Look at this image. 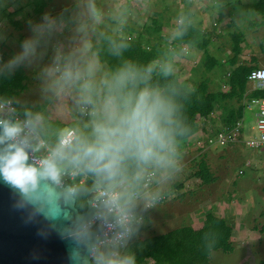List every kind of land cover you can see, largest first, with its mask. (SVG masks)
<instances>
[{
	"label": "trees",
	"instance_id": "trees-1",
	"mask_svg": "<svg viewBox=\"0 0 264 264\" xmlns=\"http://www.w3.org/2000/svg\"><path fill=\"white\" fill-rule=\"evenodd\" d=\"M45 4V0H32L33 13L42 14ZM252 8L264 18V0H256ZM5 14L13 25L20 26V21L13 19L14 11ZM184 14L187 17L191 16L186 12ZM64 16L68 17V13L66 12ZM156 19L153 29L147 27L141 32L133 30L129 34L117 35L110 31H99L96 33L95 42L89 48L88 53L107 68L108 79L98 85L102 88L99 94L97 84L90 85L88 106L94 110L99 97H109L118 109V114L110 120L103 119L98 113L83 117L84 121L81 122L75 118L69 122H61L58 119L57 122L43 126L42 129L36 123L40 107L35 106L29 112H23L15 100L26 88L23 82L25 75L22 72L21 74L0 72L1 100L11 99L21 116L32 122L48 146H59L64 125L74 130L72 142L64 147L62 154L55 155L53 159L59 169V178L64 184L74 188L75 206L79 212L86 211L88 201L95 197L98 187L117 189L119 201L125 208L136 211L138 205L133 193L139 195L144 183L139 174L150 166L153 167L155 159L158 163L163 159L171 162L172 159L179 157L178 151L188 153L190 143L201 137L207 145V136L218 130L216 123L221 122L223 125L236 123L244 117L247 102L252 98H264V90L248 87L247 77L254 67L245 64L238 63L224 76L222 83L226 90L217 87L210 89L212 79L207 74L218 73L219 61L223 57L214 55L208 49L210 39L198 25L189 23L186 19L178 26L179 35L175 34L173 39L162 36L159 34L160 21ZM241 38L239 33L232 36L234 48L239 46ZM181 44L203 50L198 65L192 68L193 73L186 80L174 72L176 62L173 56ZM231 55L227 58H232L236 63L237 54ZM143 91L150 93L151 101L157 104L156 117L162 134V144L153 142L154 154L147 160L141 159L134 147L126 149L119 154L120 159L114 173L98 171L91 165L90 158L83 156V148L96 143L98 125L116 126L119 116L130 104L135 103ZM216 110H221L218 117L213 116ZM98 116L100 119H97ZM93 118L96 121L89 122ZM211 146L213 145L208 148ZM201 156L197 169L189 176L199 178L202 184H209L217 177L205 162L207 154L203 152ZM75 157L80 159H74ZM151 158L154 159L151 161ZM74 170L75 176L69 178L68 173ZM172 186V189L178 191L183 184L177 181ZM262 229L264 230V227ZM231 233L232 228L224 217L207 213L203 226L197 230L184 227L156 236L152 241L127 244L121 254L122 264H137L134 251L139 259L143 255L153 258L154 262L151 264H209L210 250L230 249ZM171 242L173 243L169 244ZM115 248L112 244L98 246L94 250L93 263H104L103 257ZM144 261L149 264L146 259ZM259 264H264V260Z\"/></svg>",
	"mask_w": 264,
	"mask_h": 264
},
{
	"label": "rangeland",
	"instance_id": "rangeland-1",
	"mask_svg": "<svg viewBox=\"0 0 264 264\" xmlns=\"http://www.w3.org/2000/svg\"><path fill=\"white\" fill-rule=\"evenodd\" d=\"M71 1L75 5H72L68 10L70 15L67 18L70 20L65 21L60 15L59 20L55 23L57 29H54L55 24L51 22L52 20L46 21L41 14L33 13L32 0H0V72H22L25 75L23 82L26 84V88L15 100L18 103V108L23 112H29L35 106L40 107L36 123L42 129L43 126L57 122L58 119L61 122H69L74 118L79 122L84 121L82 119L84 116L78 114L82 105H89L90 85L97 84V94L101 93L102 88L98 85L108 79L107 68L88 53L91 44L96 40V32L112 30L117 34L127 33L129 31L126 32L124 23L140 26L144 22L145 16L150 15L153 10L159 9L163 2V0H133L131 5H127L125 3L127 0ZM58 3H53V5ZM64 6L69 8V4ZM66 7L63 8L66 9ZM60 9V7H51L52 11L49 14L53 15ZM13 11V19L20 21V26L13 25L5 16V13ZM98 16L104 19L109 17L113 22L106 20L103 21L105 24L97 22L95 20ZM44 18L47 19V16L45 15ZM88 18L89 21H87ZM118 20L119 22H117ZM62 21L65 27L61 24ZM219 22L221 21H217L216 14H212V18L209 19L210 25L217 31L218 29L221 31L219 37L215 39V45L222 46L221 43H223L224 47L230 48L227 41L229 38H226L227 35H223V31L228 33L230 28L226 29L225 24ZM262 34L264 35V28L258 29V35ZM258 40L264 41L262 38ZM252 41H257V39L253 38ZM212 49L211 52L214 55L223 56L221 51L214 47ZM191 53L192 51L189 50V54ZM186 57L183 54L180 55V59L173 57L178 60V66L174 68V72L180 74L179 76L182 75L185 80L189 77V73H193L191 67L200 56L196 53L187 57L188 59ZM190 58L194 61H191ZM218 73L221 75L226 73V70H218ZM211 74L207 75L212 79L213 74ZM220 79L222 81V77ZM220 79L217 77L210 84V89L218 87L221 90H226L223 84L220 85ZM253 84V82H247L249 88ZM98 113L103 119L110 120L118 114V109L109 97H99L96 109L90 110L89 114L96 115ZM243 116L244 129L247 134L255 132V118L251 112L247 109ZM5 118L13 123L11 115H6ZM97 119L100 117L98 116ZM94 121H96L95 118L89 120V122ZM67 129L68 127L64 125L62 131L65 132ZM28 143L33 148L36 146L35 140L29 139ZM193 146L198 147L195 157L190 150L185 157L172 159L171 162L163 159L158 163L155 162L156 159L154 160L155 165L148 170L150 171L148 173L150 181L153 179L151 183L156 184L153 187L156 190L149 196L155 197L162 192L170 194L175 191L171 187L175 182L183 184L184 181H189L187 186H183L179 190L183 196L173 203V211H177L178 215H181L178 222L181 218L184 219L185 212H190L196 207H209L213 213L217 211L218 214L227 213L228 215L240 207L242 209L241 219H238L237 222L243 227L240 231H235L238 236L234 238L233 244L234 252L238 250L237 254L217 252L213 259L216 264H246L243 256L245 252L250 256L248 264H257L258 260L264 259V234L258 240L252 235L247 243L245 238L240 235L243 234L245 225L258 228L264 224L261 223L264 221L263 218L258 219L256 209L257 205H260L259 209L263 208L261 203L264 200V151L249 148L243 142H239L231 148L212 147L208 149V152L211 153L205 157V162L217 179L205 187L199 178L189 175L197 169L202 153L206 152V146L203 143L200 144V140L191 142L190 147ZM200 149L204 150L199 152ZM36 153L40 154L41 149L36 150ZM198 155L200 157H197ZM154 158H151V161ZM251 188L253 191L255 190V193L257 191L259 196L254 193L251 203L248 205L251 206L250 209L244 211L242 189L251 190ZM258 188H262L261 191ZM176 194L177 192L174 196ZM145 197L143 196L139 202L140 208L146 207L147 201L143 205ZM170 200L168 198L163 202H154L153 205L146 207L148 208L146 216L166 218L169 215V209H172V206L168 205ZM136 201L138 202V200ZM246 208L248 209V207ZM232 222L233 224L236 222L234 216H232ZM176 223L174 221L172 225ZM153 224L160 230L157 218ZM243 238L244 242H242Z\"/></svg>",
	"mask_w": 264,
	"mask_h": 264
},
{
	"label": "crops",
	"instance_id": "crops-1",
	"mask_svg": "<svg viewBox=\"0 0 264 264\" xmlns=\"http://www.w3.org/2000/svg\"><path fill=\"white\" fill-rule=\"evenodd\" d=\"M132 1L133 0H127V1H125V3L127 5H129V4L131 5ZM45 2H46V4H45L44 9H43L44 12L41 14L44 20H46V21L52 20L51 22L52 23L54 22V24H55L59 20L58 17L60 15H62L61 17H63V19L65 21L70 20L67 18V16H64V14L67 12L68 16H69L70 13L68 10H70L72 5H75L72 3L71 0H45ZM56 2H59V3L56 5H53V3L55 4ZM155 2H157V1H155ZM255 2H256V0H210V1L209 0H189V1H187V0H168V1L163 0V2L161 3V7H159V9L153 10L150 15H146L144 18V22L140 26L129 25L128 23H124V25L126 27V32L127 31H129V32L122 33V34H124V35L129 34L133 30L141 32L147 27H149L150 29H153L155 27V24H154L155 18H157L156 20L160 21L159 34H161L162 36H168L172 39L175 36V34L179 35L180 31L178 30V26L181 25L185 19L189 23H192L194 25H198V27L205 33L206 37H208L210 39V42L208 44V49L213 51L212 48L214 47L215 49H217L218 51H221L223 53V57L220 58L219 66H218L217 70H226V73H223L221 75L219 73H217L216 75H213V77H212V83H213L217 79V77H219V79H220V77H222V79H223L224 76L226 74H228V72L230 70H232L238 63L253 66L254 68L264 67V41L260 42L258 40L259 38L264 39L263 34L258 35V29L262 30L264 28V18L261 15L257 14L256 11L252 8V6ZM68 4H69V8L64 6V5H68ZM62 6L66 7V9L63 8ZM247 6L249 8H246ZM51 7H54V8L60 7L61 9H60V11L56 10L57 12H55L53 15H51V14H49V12L52 11ZM174 11H176L177 13H175ZM185 12L191 16H189V17L185 16V14H184ZM174 14H177V15H174ZM212 14H216L217 21H221L222 24H225L226 29L230 28V31H228V33L226 31H223V35H227L226 38H229L227 41L230 44V48L224 47L223 43H221L222 46L221 45H215V39H217V37H219L221 31L219 29L217 31L216 29H214V27H212L210 25L209 19L212 18ZM45 15L47 16V19L44 18ZM64 17H66V18H64ZM98 20H100V21H98ZM104 20L111 21V23L113 22V20H111V18L106 17L104 19L101 16L96 17L95 21L101 23ZM72 21H73V19H72ZM87 21H89V18ZM117 22H119V20ZM221 22H219V23H221ZM61 24H63V27H65V24L63 21ZM54 29H57L56 24L54 25ZM108 31H110L114 34H117L112 30H108ZM97 32H99V31H97ZM145 32L147 33V29ZM237 33H239L242 38L240 40L239 46L234 48L233 47L234 42L232 41V36L236 35ZM122 34H117V35H122ZM253 38L257 39V41H252ZM172 39H170V40L172 41ZM224 43H227V42H224ZM172 49H173V47H172ZM189 50L192 51L191 54H189ZM196 53L199 54L200 57L193 66H197L201 57H202L203 50H198V49H196L194 47H190L186 44H181L180 48L178 50H176L174 56L178 57V59H180L179 57L182 54H183V56L190 57V55L196 54ZM231 54L232 55L237 54L236 63L233 62L232 58L231 59L227 58V56L231 55ZM174 61L176 62V65H175V68H176L178 66V60L174 59ZM191 61H194V60L191 59ZM193 66L191 67V69L193 68ZM191 71H193V70H191ZM189 74H191V73H189ZM222 84L223 83L220 79V85H222ZM217 86H219V84H217ZM223 86L225 87V85H223ZM253 87H254V85H252L250 87V89H252ZM245 110H247V109H245ZM220 113H221V110H216L215 113L213 114V116L218 117ZM215 125L217 126V123ZM212 147H219V146L213 145L210 148H212ZM210 148H208L207 146L205 147V151H206L205 153L207 154V156L209 155V153H211V152H208V149H210ZM220 148H222V147H220ZM190 150L192 151V153H194L193 157H195L196 156L195 154H197V151H198V147L193 146V147H191ZM201 150H204V149H200L199 152H201ZM178 154H179V157L177 159L185 157L187 155V153H182V152L180 153V151H178ZM197 157H199V155ZM174 159H176V158H174ZM155 162H157V161H155ZM151 167L152 166H150L149 168H147L146 170H144L143 172H141L139 174V177L141 179H143L144 183H143V189L141 190L139 195H137V197H136V200H138V202L136 203L138 205L136 208V212L140 213L143 216V219L141 222H138L134 225V230H133L131 239L128 242V245L131 243H137V242H142V241H152L156 236L165 235L168 232H173L175 230H178V229L184 228V227H189V228H193V229L197 230L203 226L205 215L207 213H212L215 216L224 217L227 224L229 226H231L232 233H231V236L229 238L230 249L227 251H224L222 249L210 250L208 253V263L212 264V261H213L214 262L213 264H216L215 260L213 259V256L217 252H224V253L234 252V250H233L234 249V247H233L234 238L238 236V234H236L235 231H237V230L240 231L243 227V225H240L237 222L238 219H241L240 215H241L242 209L240 207H238L236 210L232 211V213H229V215L227 213L226 214H220V213L218 214L217 211H215V213L218 214L217 215V214L213 213L209 207L208 208H204V207L202 208V206L200 208L196 207L190 212H185L184 213L185 214L184 219L181 218L180 221L178 222V218H180L181 215L179 216L177 211H175V212L173 211V203H174V201H176V199L183 196V194L179 192V190L181 189L180 188L178 191L177 190L172 191L170 194L166 193V192L160 193V195L161 194L165 195L166 199H168V198L171 199L169 201L168 205L170 207L172 206V209H169V212H168L169 215L166 218H160V216H152V215L150 217L146 216V214H148V208H146L145 206L140 208L139 202L143 196H146L148 198V196L153 194L152 192L156 190V189H153V187H155L156 184L151 183L153 179H151V181H149L148 183H146L144 180V177L149 175L148 172H150V171H148V170L151 169ZM188 184H189V181L183 182V186H187ZM202 185L205 186L208 184H202ZM171 187H173V186L171 185ZM258 189L261 191L262 188L261 189L258 188ZM174 192L175 193L177 192L176 196H174V194H175ZM242 192H243V197H244V202H243L242 206H245L244 211H248L251 207L248 205H250V203H251V199L255 193V190L253 191V188H251V190L250 189H245V190L242 189ZM255 194H256V196H259L257 191ZM146 197H145V199L147 200ZM146 200L143 201V205L145 204L144 202H146ZM261 205L263 206V208H261V209H259L260 205H257V207H256L258 219H261V218L264 219V200L261 203ZM246 207H248V209ZM232 216H234V218L236 219L235 224H233V222H232ZM146 218H148V220H146ZM156 218L159 221L160 230H159V228H157L156 225L153 224L156 221ZM150 219H152V222H150ZM174 221H176L177 223L172 225V223ZM261 223H264V221H262ZM263 227H264V224H262L258 228L257 227H248V225H245V229H243V234L240 236L245 238L246 243H247V240L252 235H254L255 239L258 240V238L264 234V230L262 229ZM244 238L242 239V242H244ZM180 240H182V239H179V241ZM148 243L150 244L151 242H148ZM172 243L173 242H171L169 244H172ZM166 244H168L167 241H166ZM140 247L144 248L141 245H140ZM245 249H247V248H245ZM237 251L238 250H235V252L233 254H237L236 253ZM134 256L136 258L137 264H146L144 259H146L147 263H149V264L154 262L153 258H150V257L148 258V256H146V255H143L141 259L137 258L135 251H134ZM243 256H244V261H246V264H248L249 259H250L249 254L244 252ZM262 260H264V259L258 260L257 264H259V262Z\"/></svg>",
	"mask_w": 264,
	"mask_h": 264
},
{
	"label": "water",
	"instance_id": "water-1",
	"mask_svg": "<svg viewBox=\"0 0 264 264\" xmlns=\"http://www.w3.org/2000/svg\"><path fill=\"white\" fill-rule=\"evenodd\" d=\"M0 117V136L3 125ZM9 143H23L28 163L40 167L39 157L32 158L30 146L17 137L0 143V155ZM52 193V203L46 199L30 201L3 178L0 173V264H95L94 250L104 241H115L120 235L108 231L109 221H99L89 227L97 209L112 207V201H88L86 211L75 206L74 188L58 177L40 182L39 191Z\"/></svg>",
	"mask_w": 264,
	"mask_h": 264
},
{
	"label": "clouds",
	"instance_id": "clouds-1",
	"mask_svg": "<svg viewBox=\"0 0 264 264\" xmlns=\"http://www.w3.org/2000/svg\"><path fill=\"white\" fill-rule=\"evenodd\" d=\"M156 110L157 104L151 101L150 93L141 92L135 103L130 104L119 116L116 126H97V141L83 148V156L90 158L91 165L98 171H107L110 174L114 173L117 167L119 154L126 149L134 147L141 159H149L154 154L153 142L162 144ZM21 132L18 124L4 123L0 143L5 140L15 141ZM69 143L68 139H62L54 156L62 154L64 147ZM74 159L79 160L80 157ZM28 160L29 156L23 143H9L0 155V173L6 182L18 188L28 200L46 199L51 204V191L42 193L39 188L42 180L58 181L59 169L55 160H45L39 168L29 164Z\"/></svg>",
	"mask_w": 264,
	"mask_h": 264
},
{
	"label": "built area",
	"instance_id": "built-area-1",
	"mask_svg": "<svg viewBox=\"0 0 264 264\" xmlns=\"http://www.w3.org/2000/svg\"><path fill=\"white\" fill-rule=\"evenodd\" d=\"M247 78L248 82L250 81L254 83V87L252 89L264 90V67H256L252 69ZM246 109H248L255 118V132L252 131L247 134L246 129H244L245 122L243 117L234 124L223 125L221 122H218V130L207 136V145H205L203 142L202 137L197 141L199 142L200 140V144L203 143V145L207 147L210 145H216L219 147H232L239 142H243L249 148L264 151V98H252L249 102H247ZM90 110L91 108L87 105H82L78 115L84 117L89 116L91 115L89 114ZM0 112L1 118L7 119L5 116L11 115L13 117V123L7 119L9 123L18 124L21 127L22 132L18 137L23 139L27 146H30L32 158L39 157V161L41 163L45 160L53 159L54 153L57 152L59 146H48L39 136L32 122L20 115L11 99L3 101L0 98ZM74 135L75 133L73 129H67L59 139V145L62 139H68L71 143ZM29 139L36 141V146L34 148L30 143H28ZM39 149H41L40 154L36 153V150ZM75 174V170L70 171L68 173L69 178H73ZM144 180L146 183H148L150 181V174L144 177ZM133 196L136 198L137 194L133 193ZM93 200L95 202L102 200V203L112 201L114 205L112 207L106 206L102 209H97V216L91 220L88 226L91 227L102 220L109 221L111 226L108 228V231L116 230L120 235L115 241H104L99 244V246L103 244H112L116 248L103 257L105 258L104 263L96 264H122V251L125 249L129 240L131 239L134 225L138 222H141L143 216L134 210L125 208L124 204L119 201V192L117 189L98 187L95 191V197ZM164 200V195H157L155 197L148 196V199L146 200V207L153 205L154 202L159 203L163 202ZM94 256L92 258H94Z\"/></svg>",
	"mask_w": 264,
	"mask_h": 264
}]
</instances>
